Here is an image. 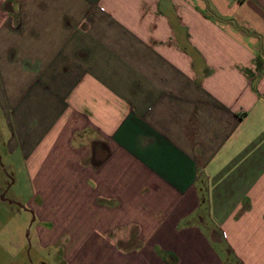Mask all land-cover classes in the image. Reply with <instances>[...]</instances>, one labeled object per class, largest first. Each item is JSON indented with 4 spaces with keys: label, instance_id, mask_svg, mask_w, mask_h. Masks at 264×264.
Segmentation results:
<instances>
[{
    "label": "crops",
    "instance_id": "crops-1",
    "mask_svg": "<svg viewBox=\"0 0 264 264\" xmlns=\"http://www.w3.org/2000/svg\"><path fill=\"white\" fill-rule=\"evenodd\" d=\"M1 163L65 264H264V0H0Z\"/></svg>",
    "mask_w": 264,
    "mask_h": 264
},
{
    "label": "rangeland",
    "instance_id": "rangeland-1",
    "mask_svg": "<svg viewBox=\"0 0 264 264\" xmlns=\"http://www.w3.org/2000/svg\"><path fill=\"white\" fill-rule=\"evenodd\" d=\"M0 175L7 182L0 186V264H65L63 252L46 245L47 236H41L39 203L21 172L15 177L9 172Z\"/></svg>",
    "mask_w": 264,
    "mask_h": 264
}]
</instances>
